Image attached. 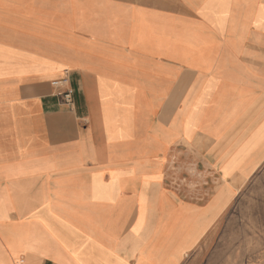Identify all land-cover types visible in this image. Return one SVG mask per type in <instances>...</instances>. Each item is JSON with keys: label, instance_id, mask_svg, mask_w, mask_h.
<instances>
[{"label": "crops", "instance_id": "1", "mask_svg": "<svg viewBox=\"0 0 264 264\" xmlns=\"http://www.w3.org/2000/svg\"><path fill=\"white\" fill-rule=\"evenodd\" d=\"M0 264H264V0H0Z\"/></svg>", "mask_w": 264, "mask_h": 264}, {"label": "built area", "instance_id": "2", "mask_svg": "<svg viewBox=\"0 0 264 264\" xmlns=\"http://www.w3.org/2000/svg\"><path fill=\"white\" fill-rule=\"evenodd\" d=\"M51 84L61 88L60 97L62 99V104L66 108L71 109L74 104L73 89L70 83H68V80L64 77V78L51 81Z\"/></svg>", "mask_w": 264, "mask_h": 264}]
</instances>
